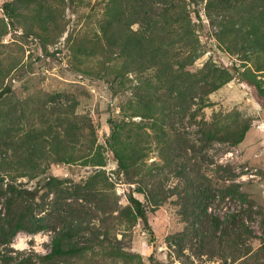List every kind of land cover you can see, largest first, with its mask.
<instances>
[{
	"label": "trees",
	"instance_id": "1",
	"mask_svg": "<svg viewBox=\"0 0 264 264\" xmlns=\"http://www.w3.org/2000/svg\"><path fill=\"white\" fill-rule=\"evenodd\" d=\"M201 3H205L208 18L219 28V41L246 61L244 69L234 66L230 70L207 63L198 71L192 70L204 52L202 25L194 17L200 20ZM67 7L86 20L82 29H75L71 45L75 50V70L109 81L115 92L131 88V95L122 107V119H110L106 145L99 142L93 121L77 111L78 101L59 111L47 108L45 101L33 108L26 101H21L19 110L0 108V200L5 197L6 205L5 211L0 210V247L10 243L19 230L36 232L48 226L56 232L52 249L42 256L40 264H146L141 253L123 244L117 235L118 225L105 218L96 223L91 210L75 207V214L60 218L59 224L45 223L35 212L40 205L38 188L25 186L18 177L37 178L45 172L44 162L79 161L93 166V173L75 184V192L109 211L112 198L107 191L111 181L105 168L106 151H111L118 163L117 175L125 176L132 170L146 169L145 160L153 142L166 152L171 150L173 142L165 125L167 103L184 109L197 103V110H202L210 103V93L229 82L236 72L264 98V0H6L4 13L10 21L2 19L0 37L9 32L8 24L23 26L47 50L55 38L50 35H61L65 30L62 26ZM17 64L0 63V105H9L12 99L13 88L4 82ZM138 116L140 121L135 119ZM229 117L231 113H220L211 121L204 120L206 138L240 143L250 124L234 125L226 120ZM164 159L160 169L167 166L179 177L168 192L177 196L181 213L190 221L191 229L194 226V234L204 243L208 237L216 239L222 230L220 238L236 250L239 247L236 260L248 255L251 245L243 234L254 233L243 212L239 210L225 218L210 213L211 190L205 180L191 177L188 164L177 161L170 152ZM149 173H145L143 183ZM44 183L58 192L64 181L49 176ZM156 187L157 184L150 188L147 183L138 190L154 198ZM66 191L70 192L69 188ZM118 217L125 233L142 220L151 241L156 240L147 205L133 193ZM208 217L211 225L206 232L203 224ZM3 258L0 264H35L29 257ZM149 258L151 264H164L153 253Z\"/></svg>",
	"mask_w": 264,
	"mask_h": 264
},
{
	"label": "rangeland",
	"instance_id": "2",
	"mask_svg": "<svg viewBox=\"0 0 264 264\" xmlns=\"http://www.w3.org/2000/svg\"><path fill=\"white\" fill-rule=\"evenodd\" d=\"M5 1L0 0V23L4 17L6 22L10 21L4 13ZM198 7L201 18L194 17L202 25L200 40L204 52L196 59L192 70L198 71L207 63L229 67L230 70L234 66L244 69L246 61L242 56L229 52L219 41V28L208 18L205 3ZM83 19V16L75 14L73 8L67 7L62 26L65 30L61 35L57 32L50 35V38H55L48 44L47 50L43 48L41 40L27 34L23 26L8 24L9 32L0 37V63L3 66L18 64L4 82V85L10 84L13 88L12 99L9 105L3 103L0 108L3 107L5 111L8 108L19 110L21 101L30 103L33 108L45 101L47 108L59 111L61 107L78 101L77 111L93 121L99 142L106 145L111 131L110 119H122V107L131 95V88L115 92L109 81L75 70V50L71 45L75 42V29L78 31L84 27L86 20ZM2 69L0 67V71ZM130 76L135 79V74L131 73ZM209 97V105L199 111L197 103L187 109L167 103L169 115L165 118V125L173 144L171 150L166 152L153 142L145 160V170H132L125 176H118V163L113 153L106 151L108 164L105 168L111 181L107 191L112 198L109 211L105 206L99 207L95 200L87 201L75 192V184L85 181L95 170L93 166L79 161L44 162L45 172L37 178L18 177V181L25 186L39 190L37 200L40 205L35 210L36 214L43 217L45 223L53 225L59 224L60 218L68 219L75 214V207L91 210L92 220L96 223H102L105 218L118 225L117 235L123 244L141 253L146 264H151L149 256L152 253L164 264L261 263L264 260V98L254 85L241 80L237 72L229 82L211 92ZM220 113H231L226 120L234 125L236 122L238 126L245 122L250 124L240 143L206 138L203 121H211L215 114ZM135 119L140 121L142 118L138 116ZM148 131L152 129L148 128ZM169 152L177 161L188 164L191 177L205 180L211 190L208 199L210 213L225 218L233 212H243L246 224L254 233V236L246 232L243 234L251 245L248 255L236 260L239 247L236 250V247L232 248L224 242L220 238L222 230L216 239L208 237L204 243L194 234V226L191 229L190 221L181 213L183 208L177 203V196L168 192V188L179 182V177L167 166L164 170L160 169L165 163L164 156ZM145 173L149 174L143 183ZM49 176L63 179L60 191L57 192V188L51 190L45 185ZM147 183L150 188L157 184L154 198H148L138 190ZM67 188L70 192L66 191ZM131 193L145 201L156 235L155 241H151L142 220L124 232L125 226L120 224L118 216L121 209L129 204ZM0 210H6L5 197L0 200ZM210 225L208 217L203 224L206 232H209ZM55 232L54 228L48 226L36 232L19 230L10 243L1 245L0 263L3 256H10L29 257L35 264H40L42 256L52 249Z\"/></svg>",
	"mask_w": 264,
	"mask_h": 264
}]
</instances>
